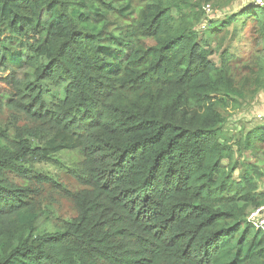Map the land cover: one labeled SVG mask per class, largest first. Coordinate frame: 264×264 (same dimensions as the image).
Listing matches in <instances>:
<instances>
[{
	"label": "trees",
	"instance_id": "trees-1",
	"mask_svg": "<svg viewBox=\"0 0 264 264\" xmlns=\"http://www.w3.org/2000/svg\"><path fill=\"white\" fill-rule=\"evenodd\" d=\"M174 8L0 0V113H14L0 122V264H264V233L247 221L264 204V161L234 177L215 108L242 96L218 34L251 16L264 38V7L211 21L207 36ZM257 142L264 126L239 144ZM64 150L82 155L83 189L77 215L49 229L34 196L50 178L36 163Z\"/></svg>",
	"mask_w": 264,
	"mask_h": 264
},
{
	"label": "rangeland",
	"instance_id": "rangeland-1",
	"mask_svg": "<svg viewBox=\"0 0 264 264\" xmlns=\"http://www.w3.org/2000/svg\"><path fill=\"white\" fill-rule=\"evenodd\" d=\"M178 1L182 11L179 14L178 9L174 8L173 15L179 17L184 13L188 21L204 36H207L205 31L208 30L211 21H228L229 18L238 16L243 8L252 3L256 4L255 0ZM230 22L218 36L222 43L230 42L228 49L233 57L227 65V72L232 89L240 91L242 96L231 95V98L239 102V107L216 105L215 108L225 118L222 131L235 150L230 164L237 169L234 172L236 178L246 163L261 166L264 161V142H257L259 147L255 152L244 150L239 144L252 129L264 126V38L257 27V22L251 16H238ZM4 89L0 82V93ZM11 114L14 113L3 108L0 122L6 123ZM56 158L58 160L56 162L36 163L37 168L50 178L40 184L39 192L34 196L39 202L41 219L49 220L48 223L47 221L43 223V226L49 229L53 228V223L61 224L77 215L73 194L83 189L73 176V170L78 167L82 155L78 151L64 150L57 154ZM14 179L17 184L21 180L19 177ZM258 189L264 190V181L259 182ZM251 211L250 208L247 209V219Z\"/></svg>",
	"mask_w": 264,
	"mask_h": 264
},
{
	"label": "built area",
	"instance_id": "built-area-1",
	"mask_svg": "<svg viewBox=\"0 0 264 264\" xmlns=\"http://www.w3.org/2000/svg\"><path fill=\"white\" fill-rule=\"evenodd\" d=\"M255 3L258 6H264V0H255ZM258 118H262V116H258ZM263 211H264V204L252 210L247 220L256 229H259L264 233V213Z\"/></svg>",
	"mask_w": 264,
	"mask_h": 264
}]
</instances>
